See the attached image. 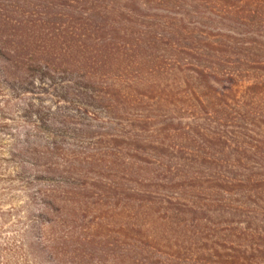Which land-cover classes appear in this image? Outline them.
<instances>
[{
	"label": "trees",
	"instance_id": "16d2710c",
	"mask_svg": "<svg viewBox=\"0 0 264 264\" xmlns=\"http://www.w3.org/2000/svg\"><path fill=\"white\" fill-rule=\"evenodd\" d=\"M37 1L0 0V57L27 76L25 93L40 91L69 112L26 111L49 140L47 248L95 247L97 264H189V253L219 240L215 220L264 219V59L253 57L255 47L217 59L237 44L196 28L152 30L137 15L149 4L134 0H42L40 21L20 6ZM199 1L161 0L175 17ZM223 1L229 10L254 8L250 18L264 10V0L252 8V0ZM58 9L73 25L62 38ZM252 23L264 35V23ZM258 33L236 42H262ZM120 216L127 229L108 243L106 222ZM249 225L226 226L230 245L246 242L231 260L264 264L263 227Z\"/></svg>",
	"mask_w": 264,
	"mask_h": 264
},
{
	"label": "rangeland",
	"instance_id": "374dc122",
	"mask_svg": "<svg viewBox=\"0 0 264 264\" xmlns=\"http://www.w3.org/2000/svg\"><path fill=\"white\" fill-rule=\"evenodd\" d=\"M117 1H121L123 4L126 3L124 0ZM192 1L184 0L187 6ZM134 2L141 5L149 4L145 8L141 7L137 15L141 16L143 25L148 24L152 27V30L159 24H166L171 27L184 28L189 32L194 30L196 34V30L202 31L205 36L222 41L219 42L222 45H230L229 42H223L225 40H231L233 41L231 44H237L236 50L238 49V51L220 49L218 55L214 56L217 59L243 58L246 57L248 51L250 52L247 56H250L253 51L249 50L251 47L258 50V52L252 53L253 57L264 59V35L258 33L257 25L251 26L252 21L264 23V10L259 12V16H252L251 18L247 14L249 10H254L252 7L256 4V0H252L249 4L252 9L244 8L243 11L242 9L238 10V6L235 10L227 9L228 7L224 6L223 0H202L199 3L203 4H196L195 8L185 9L187 6L182 5L183 7L176 11L179 12L176 17L170 15L173 11L167 5H164L161 0H134ZM20 6L22 11L30 12L34 19L40 21L43 18V15H41V12H43L42 0L39 3L37 1L35 5L34 2L30 3L28 7ZM58 10H61L58 14L60 22L58 30L61 32L62 38L67 34V31H72L71 27L73 25L69 23L66 13L62 9ZM227 10L232 14L228 15ZM183 15H185L183 17L184 21L180 23L178 20ZM71 22H74V19ZM245 22H247V26L243 25ZM252 32L258 33L263 41L246 42L242 40L236 42L238 39L249 38L246 35ZM176 40L173 39V41ZM60 41L64 42L63 39H60ZM3 43L21 44V42ZM160 43L164 45L169 42L163 41ZM179 43L191 45L188 41H179ZM242 49L245 52H241ZM28 82L26 75L15 73L10 68V64L0 57V264H97V249L95 247L84 250L75 247L59 250L47 248L50 235L44 230V227L48 224L49 211L42 196L47 191L49 183L45 180V176H48V168L45 165L47 159L43 160L42 150L49 140L43 128L41 130L35 129L29 124L26 111L30 105H34L37 109H50L59 115H66L69 112L64 110V106H57L52 97H46L40 91L35 93L36 96L25 93L23 90L27 88ZM37 86L38 82L35 87ZM246 123H249V121H240L236 126L243 127ZM61 126L62 124L54 126L53 130L61 131ZM36 159L38 162L34 165ZM51 172L49 171V173ZM54 173L57 176V172ZM42 177L43 180H38ZM55 186L57 187V185ZM247 217V214H245L244 218L224 217L221 220H215L214 223L218 229L216 231L217 238L220 241L215 240L214 246L211 243H203L198 246L202 251L198 253V249L189 253L188 258L192 259L189 264H239L231 260V256H234V250L243 249L246 242L241 239L240 243L238 240L232 243V246L228 242L234 240L228 241L224 231L226 226L229 225L241 228V223H250L249 226L252 232L256 228L255 225L260 229L263 227L262 230L264 231V219L255 216L251 222H247L245 220ZM126 223L128 224L127 220L121 218V216L106 222L105 228L108 231L107 233H110L107 238L108 243L120 241L119 232L124 224L127 229ZM243 226L246 227V225ZM260 243L264 244V240ZM238 244H241L240 247L235 249ZM117 250L120 251L121 249L117 248Z\"/></svg>",
	"mask_w": 264,
	"mask_h": 264
}]
</instances>
